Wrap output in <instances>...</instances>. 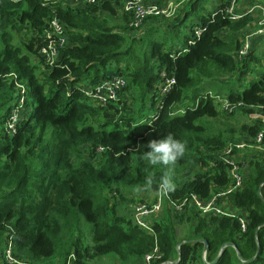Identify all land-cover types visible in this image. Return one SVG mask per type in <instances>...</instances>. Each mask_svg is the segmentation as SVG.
Wrapping results in <instances>:
<instances>
[{"label": "trees", "instance_id": "trees-1", "mask_svg": "<svg viewBox=\"0 0 264 264\" xmlns=\"http://www.w3.org/2000/svg\"><path fill=\"white\" fill-rule=\"evenodd\" d=\"M121 2L105 0L100 6L113 13L112 5L117 4L122 13ZM226 6L204 16L202 33L188 36L185 49H174L165 39L163 43L150 39L149 54L139 55L129 43L135 38L123 36L107 20L95 16V6L0 0V253L12 229L14 255L32 264H45L52 258L61 264L69 260L88 264L111 254L123 263L143 261L155 247L162 257L151 264H207L218 256L216 264H248L252 259L249 264H264L263 154L249 159L250 174L243 189L226 199L247 211L243 234L235 218L201 217L192 208L173 215L164 203L153 237L117 214L111 202L143 184L158 192L160 177L166 172L176 184L168 193L172 200L195 195L208 201L229 183L221 156L229 144L225 135L237 133L239 139L234 142H239L264 129L254 120L237 130L215 133L206 123L224 112L217 103L225 98L235 110L264 114V73L257 82L240 88V79L249 71L245 62L249 56L239 62L238 39L231 35L225 41L219 36L225 30L231 34L243 30L250 17L234 21L218 13L213 20L212 15ZM122 14L133 28L128 15ZM53 16L69 34L59 54L60 65L50 69L39 52L45 44L47 21ZM151 29L145 31L147 35ZM145 36L138 37L139 41ZM162 71L175 80L165 95H161ZM12 73L25 86L27 114L10 137L2 125L15 95L14 81L8 76ZM232 73L238 77L231 78L233 87L223 89L226 94L221 97L202 86L217 74ZM113 75L130 80L119 101L107 107L93 106L82 93L83 87ZM132 86L140 91L141 102L138 113L132 110L126 116L120 106ZM223 87L222 83L219 89ZM145 109L155 112L144 118ZM168 134L186 144L184 157L169 169L147 165L141 158L148 150L144 146ZM99 147L101 153H97ZM179 224L186 226L188 239L194 243L177 237ZM198 241H206L205 261L204 245ZM227 244L235 249L223 247Z\"/></svg>", "mask_w": 264, "mask_h": 264}, {"label": "built area", "instance_id": "built-area-1", "mask_svg": "<svg viewBox=\"0 0 264 264\" xmlns=\"http://www.w3.org/2000/svg\"><path fill=\"white\" fill-rule=\"evenodd\" d=\"M44 5L48 4H72L83 6H100L105 0H42ZM233 1V2H232ZM232 2V3H231ZM234 0H228L225 10H219L216 14L212 15V19L220 13L226 15L230 20H238L242 18L241 15L236 14ZM231 4V5H230ZM122 13L128 15L131 21V26L138 28L150 17L169 19L173 15V11L170 8H162L157 4L151 2H144L143 0H122ZM244 17V16H243ZM140 29V28H139ZM196 31L192 36L198 37L202 33V29H195ZM259 35L264 37V23L259 24L256 31L250 35L254 37ZM68 35L63 23H61L56 16H53L47 21V28L44 32V46L40 49L39 54L44 60L46 67L52 68L59 66L57 63L60 51L63 50L68 44ZM247 37L241 42V49L236 53V58L239 62H243L246 59V55L251 50V45ZM191 44V42H190ZM15 85V95L12 96L8 103L7 117L2 125L3 133L13 137L18 128L21 126L22 121L26 117L27 108L25 106V86L18 81L16 74H9ZM161 76L164 79L161 85V95L167 94L171 87L174 85V78L166 77L164 71L161 72ZM127 85L124 77L119 75H113L108 80H104L93 84L91 86H84L82 93L89 99L90 103L95 107H107L109 104H113L121 97V92ZM264 97V93L262 94ZM220 101V100H219ZM227 102L226 100L223 101ZM224 109L227 112H231L233 107L225 103ZM253 120L260 122L264 126V114L253 113ZM250 143L257 145L261 154L264 155V129L257 132V134L248 138ZM239 142H230L228 146L222 152V161L228 167V185L218 190L208 201H202L195 195H190L181 201H174L170 198L168 193H162L160 187L158 190V197L153 202H145L135 204L129 209L128 219L138 229L144 231L146 234L155 237V224L163 213L164 203L167 204L168 209L173 215L184 214L189 209H194L195 212L201 216H213L218 218H235L240 226V233L246 232L248 226L247 211L240 210L238 213H231L221 207V203H225L227 197L243 189L244 178L241 174L243 163L234 156L235 149H242L244 145ZM102 148H97V153L102 152ZM10 234L6 239L3 250L0 253V264H32L29 261L18 259L14 255V243H13V230L10 229ZM161 254L158 247H155L153 251L143 257L144 264L157 263L161 259ZM73 258V256H71ZM202 259L205 261V253L202 254ZM66 264H71L70 260ZM167 264V263H159Z\"/></svg>", "mask_w": 264, "mask_h": 264}, {"label": "rangeland", "instance_id": "rangeland-1", "mask_svg": "<svg viewBox=\"0 0 264 264\" xmlns=\"http://www.w3.org/2000/svg\"><path fill=\"white\" fill-rule=\"evenodd\" d=\"M156 1L159 3L160 7L164 8L168 4V3H164V2L170 1V0H156ZM224 1L227 2V0H206V5H210L212 2L213 5L216 6L218 4V2L223 3ZM185 2H186V0H176V3H181L178 6L176 13L179 11L181 6ZM234 2H235L234 6L236 8L237 0H234ZM168 6H172V5L169 4ZM112 7H113L114 12L110 13V12L105 11V9L102 6H95L94 7V10H95L94 14H95V16H98L102 19L107 20L108 23L110 24V26L113 27V29L116 32H119L123 36L130 38V39L135 38L136 40L132 39L134 42H129V43L131 44L134 52H138L139 55H142V53H144V52H147V54H149L150 46H151L150 39L152 41H158L160 43H163V41H162L163 39H165L166 41H171L173 39L172 43H169V45L175 49L177 47H174L176 45L174 39H177V37L182 38L186 33L188 36H192L194 33L196 34V31L193 32L195 29H198V30L201 29V24L199 22L193 20V19L185 21L183 24L179 25L178 28L172 29L173 27H170L171 25L169 24V22H171L170 20H173V18L172 19H163V18L160 19V18L154 17L158 20H154L152 22L150 28H153V29H151L152 31H150L151 34L147 35V33L145 32L148 29L147 26L142 24V26L139 27L140 29L139 28L134 29V28L128 27L126 19L124 18L123 14L121 13L120 7L117 4L112 5ZM202 7H203V4H201L199 6V9H200L199 12L205 16L210 15L212 10L210 8L203 10ZM187 8H188V6H187ZM256 29L255 28L251 29L246 35L240 33V37L237 36L239 34V32L234 34V36L237 37V39L238 38L241 39L240 40L241 42H243L247 37H249L248 40H249L250 45H251V50L247 54L249 56V57H247V58H249V60L245 61V62H247L248 66H249V69H248L249 71L240 79V81H239L241 84L240 88L246 87L249 83L247 81H250L253 77L258 76L261 73H264V37L259 36V35H255L254 37H250V35L253 34L256 31ZM66 32L68 35L69 30H66ZM232 34L229 33L227 30H225V31L220 33V36H222L223 39L227 40L228 38H230V36ZM142 35H146V36L143 39H140V41H139L138 37L140 38ZM239 39H238V41H239ZM241 42L239 43V45L241 44ZM135 43L138 45V47L136 46ZM256 48H257V53L254 51ZM253 52H254V54H256L255 56H253ZM250 58H252V60H250ZM234 77H238V74L237 73L236 74L232 73V74H228V75L227 74H219V75L217 74V77L212 78L213 80H204L202 86L205 87V91L214 92L213 94H217V95H219V97H221L222 95L226 94V92L223 89H226L227 87H233L234 81H232L231 78H234ZM246 79H247V81H246ZM127 81H128V83L130 82L129 79H127ZM222 83L226 87H223L220 90L219 87L221 86ZM235 84L237 86L239 85L238 83H235ZM133 87L134 86L127 89V92H125L124 98H122V102H121V106H120L121 107L120 108L121 114H124L126 116L130 115L132 110H133L134 114L138 113L139 105L141 102L140 97H138L140 95V91L134 89ZM157 87L159 90L160 86L157 85ZM227 92H229L228 89H227ZM126 96H127V98H126ZM118 101H119V99H118ZM220 103L223 106H225V103L229 104L228 101L225 103L224 102H220ZM33 107L34 106H32V109H33ZM143 111H144V113H143L142 117H144V118L148 117L149 113L152 115L155 112V110L152 111V110H147V109H145ZM220 114L221 115H219L216 119H206V121H207L206 123L210 126V129L212 132H215V133L220 132V131L225 132L229 128L237 130L241 125L250 124L254 121L253 120V113L247 114V112H244L239 108L236 109L232 114H227L224 112H222V113L220 112ZM225 138L230 143V142L237 141L239 139V136L237 133L234 135H228L227 134V135H225ZM240 143L242 145H244V147H247V148H243L242 150H240V149L238 150L239 151L238 154H239L240 158L245 157V160L241 161L242 163H244L245 165H248L249 159L261 158V156H260L261 153L259 150H257L258 148L256 149V147L255 148L251 147L250 145H252V143H250V141L247 138L242 140V142H240ZM242 176H243V174H242ZM246 176H247V174L245 171V177ZM157 197H158L157 191L156 192H153L151 190H147L144 192L132 191V192H128V193L123 192L121 197H118L117 199L112 198L111 202H112V206H113V208L117 214L124 216L125 218H128V216L130 214L129 209L131 206H133L135 204H139V203L153 202L157 199ZM177 235H178L177 237H180L181 231ZM95 261H100L101 264H114V261H116V259L114 258V255L111 254L108 256H104V257H97ZM140 261H142V260H140V259L133 260L128 264H141ZM92 262H93V260L89 261L88 264H91ZM45 264H61V262L58 260L55 261V259L52 258L50 260H47L45 262ZM119 264H126V263L121 262ZM142 264H144L143 261H142Z\"/></svg>", "mask_w": 264, "mask_h": 264}, {"label": "crops", "instance_id": "crops-1", "mask_svg": "<svg viewBox=\"0 0 264 264\" xmlns=\"http://www.w3.org/2000/svg\"><path fill=\"white\" fill-rule=\"evenodd\" d=\"M150 2L151 3H158L156 0H152ZM164 3H168L166 5L167 7L165 6L164 8H170L173 11V15L169 19H172L173 18V20H170V21L171 22L174 21L173 22L174 25L172 26L173 27L172 29H174V28H178L179 25L183 24L185 21H188L190 19H193V20L201 23L202 20H203V18H205L204 17L205 15H203L202 13L199 12V10H200L199 9V6L201 4H203V7H202L203 10H206L207 8H210L212 10L211 13H213L222 4H226L227 2L226 1H224L223 3L218 2V4L215 6V5H213L212 2H211L210 5H206V0H186V2L181 6V8L179 9V11L177 13H176V11L178 9V6L181 3H176V0L166 1ZM169 4L172 5L174 8L172 6H168ZM73 6H76V5H73ZM187 6H188V8H187ZM77 7H79V6H77ZM235 12H236V14H239L242 17L243 16H246V15L250 17V21H249L248 26L246 28H244L243 30L239 31V34L237 36L240 37V33L246 35L251 29H254V28L256 29L259 26V24L264 23V0H237ZM154 20H158V19L155 18V19L150 20L147 24H145V26H147V28L149 29L150 26H151V24H152V22ZM171 22H169L170 25H171ZM219 36H220V34H219ZM232 36H234V34H232ZM187 37H188V35L186 33L182 38H178L177 37V39H174V41L176 43V45L174 47H177L176 49H179V50L180 49L181 50L182 49H185V45L188 42V41H186V38ZM220 37H222V36H220ZM228 40H229V38L227 40H225V41H228ZM240 40L241 39H239V43L241 42ZM172 41L173 40L167 41V42L168 43H172ZM170 47H172V46H170ZM254 51L257 53V48ZM255 55L256 54H254V52H253V56H255ZM259 78H260V74L258 76L253 77L250 81H247V79H246V81L249 82V83H253V82H257L259 80ZM225 99H220V101H218V102H223ZM257 150H259V149H257ZM242 160H245V157H243ZM243 168L241 169V173L243 174V178H244V181H245L248 178L249 174H250V168H249L248 165H246ZM245 171H246V174H247L246 177H245ZM221 207L223 209H225L226 211L231 212V213H238L239 212V209H237L236 207H233L227 201L225 203H221ZM187 214L188 213H186V215H184V217H186ZM193 226H194V224H193ZM195 226H196V223H195ZM176 229H177V231H176L177 234H179L180 231H181L180 237H182L183 239H185V242H187V243H194L193 240L188 239L189 231H186V226H183V224H179V226H177ZM192 235H193V232H191V236ZM96 258L92 259L93 260L92 263L93 264H101L100 261H95ZM114 258L116 259V261H114V264H119V263L122 262V261L119 260V258L117 256H114ZM140 262L142 264V261H140ZM128 263H130V262H128ZM128 263H126V264H128ZM195 264H199V263L198 262H195ZM207 264H211V263H207Z\"/></svg>", "mask_w": 264, "mask_h": 264}, {"label": "clouds", "instance_id": "clouds-1", "mask_svg": "<svg viewBox=\"0 0 264 264\" xmlns=\"http://www.w3.org/2000/svg\"><path fill=\"white\" fill-rule=\"evenodd\" d=\"M144 147L148 149L141 157L144 162L151 167H163L165 169L175 165L178 160L184 157L186 152V144L176 139L172 134H168L159 140H151ZM148 187V184H143L137 191H147ZM159 187L160 191L165 194L175 189L176 184L170 172H166L160 177Z\"/></svg>", "mask_w": 264, "mask_h": 264}, {"label": "bare ground", "instance_id": "bare-ground-1", "mask_svg": "<svg viewBox=\"0 0 264 264\" xmlns=\"http://www.w3.org/2000/svg\"><path fill=\"white\" fill-rule=\"evenodd\" d=\"M217 11V10H216ZM141 26V25H140ZM131 27H133V26H131ZM134 29H138V28H135V27H133ZM110 79V78H109ZM218 104V106H219V108L222 110V111H224L225 113H227V114H231V113H233V111L235 110V108H236V106H234V105H232V104H230L229 103V105L231 106V107H233V109H232V111L231 112H227L225 109H224V106L223 105H221V103L220 102H218L217 103ZM239 106V105H238ZM251 147H258L257 145H254V144H252V145H250ZM243 148H247V147H243ZM242 148V149H243ZM242 149H240V150H242ZM239 149H235V152H234V156L235 157H237V158H240V156H239V151H238Z\"/></svg>", "mask_w": 264, "mask_h": 264}, {"label": "water", "instance_id": "water-1", "mask_svg": "<svg viewBox=\"0 0 264 264\" xmlns=\"http://www.w3.org/2000/svg\"><path fill=\"white\" fill-rule=\"evenodd\" d=\"M198 242H201V243L204 245L203 253H205V252H206V241H198ZM223 247H232V248L235 249V246L232 245V244H227V245H225V246H223ZM223 247H222V248H223ZM218 259H219V256H218L217 259H216L214 262H212L211 264H216L217 261H218ZM253 260H254V259H252V260H250V261H248V262H245V263H248V264H249V263H251Z\"/></svg>", "mask_w": 264, "mask_h": 264}]
</instances>
